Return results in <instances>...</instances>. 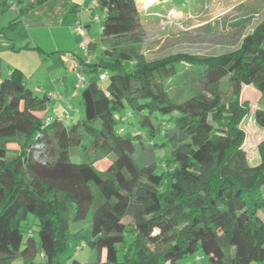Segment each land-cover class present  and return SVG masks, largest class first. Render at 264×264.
<instances>
[{
    "label": "trees",
    "instance_id": "16d2710c",
    "mask_svg": "<svg viewBox=\"0 0 264 264\" xmlns=\"http://www.w3.org/2000/svg\"><path fill=\"white\" fill-rule=\"evenodd\" d=\"M94 1L103 17L89 63L79 60L80 121L47 114V93L18 69L0 72V264L38 252L44 264H80L58 256L83 232L71 223L87 220L75 247L94 251L86 264H264V141L250 166L239 129L252 87L264 131V17L235 50L147 61L136 0Z\"/></svg>",
    "mask_w": 264,
    "mask_h": 264
},
{
    "label": "rangeland",
    "instance_id": "374dc122",
    "mask_svg": "<svg viewBox=\"0 0 264 264\" xmlns=\"http://www.w3.org/2000/svg\"><path fill=\"white\" fill-rule=\"evenodd\" d=\"M32 2L33 0H0V41L4 39L10 40L14 36V31H17V20L20 17V12ZM137 6L141 27L144 32V40L139 46V51L147 61L176 53L208 56L235 50L238 48L242 37L251 32L264 17V0H142L137 2ZM95 14L102 20V12L95 9ZM26 27H28L27 24ZM90 27L91 32L96 33L100 24L92 23ZM35 39L37 40L36 36ZM55 40L54 33L48 39H44V41L50 43V46L43 47L44 55L51 52V48L53 50L56 48ZM78 46L79 44L76 43V47ZM85 52L80 46L73 51L81 59ZM95 52V56H99L97 54L101 52L100 44H98ZM0 53L3 58L1 76L6 79L9 78L10 74L4 75L5 66L9 64L15 66L21 57L12 58L11 56H6L8 52L3 50H0ZM49 56L47 55L44 58L47 60ZM56 56L47 61L45 67L48 68V71L50 66L53 67L50 70H54L55 67L53 65H58L57 61H59L60 56L58 54ZM54 71L49 75H43L39 70L33 77H25L24 82L28 87L40 86L37 82L41 80L44 83L42 88L46 92H50L47 94H53L57 97V99L49 100L50 106H57V109L55 111L50 110L47 114H58L63 117L67 113L71 118L66 122V125L76 124L83 117L82 90H74L77 81L76 75L68 73L66 65L65 67H60L57 73ZM32 79L35 80L33 85L29 83ZM99 83L104 88L108 81L105 80ZM53 85H57L56 88H53ZM32 88L34 95H40ZM224 88L225 83L222 84V89ZM73 91L75 93L74 96L72 95ZM259 98V93L252 87L242 88L240 101L248 104L249 113L239 124V129L244 135L241 150L244 152L245 159L250 166L259 164L257 148L264 141V131L257 125L253 116L256 107L260 104ZM62 103L65 106H61ZM67 103L70 105L69 109H67ZM116 116L118 117L119 115L117 114ZM134 122L135 119L132 118L131 123ZM126 126L128 127V124ZM128 128L131 129V127ZM158 140L160 139L158 138ZM166 155V150L157 152V156L161 160ZM124 223L129 225L130 220L126 219ZM71 226L73 229L82 228L83 232L80 237L71 239L70 244L59 254L58 259L67 260L68 262L76 260L80 264L94 262L95 253L88 246H84L80 250L75 248L89 237L90 221L87 220L82 223L72 222ZM198 257L199 259H196V255L189 256L177 261L176 264H209L205 256L199 255ZM11 264H44V261L38 252L30 260L18 258Z\"/></svg>",
    "mask_w": 264,
    "mask_h": 264
},
{
    "label": "crops",
    "instance_id": "0c3cea01",
    "mask_svg": "<svg viewBox=\"0 0 264 264\" xmlns=\"http://www.w3.org/2000/svg\"><path fill=\"white\" fill-rule=\"evenodd\" d=\"M37 1L39 0H33L27 8L22 9L20 12V17H18L17 20L18 26L16 25L17 31H14V36L11 37L10 40L4 39L3 41H0V50L8 52V54H3H7L6 56H11L12 58L21 57L20 61L15 66H12L7 62L9 65L5 66L4 75H9L12 70L18 69L22 75V82L26 86L28 85L24 82V78L27 76H30V78L33 77L39 72V70L41 71V74L49 75L55 70V68L56 70L54 72L57 73L60 67H65L67 61H79L85 59V54L81 59L73 53V51L79 47H76V43L80 44L81 42V38L74 31L76 22H81L84 25L88 38L91 41H97L101 29V20L95 14V8L92 4L93 0H41L39 3H36ZM138 1L142 0H136V3ZM96 16L98 17V20H95ZM92 23L100 24L99 30L96 33L91 32L90 24ZM26 24L28 27H26ZM53 33L56 38V48L54 50L51 48L50 51H52L44 55L43 47L50 46V43H47L44 39H48ZM35 36L37 37V40L35 39ZM101 48L102 47H100V50ZM56 54L60 56L59 61H57L58 65H53L55 67L54 70H50V68H53L50 66L48 71V68L45 67L47 61L57 57ZM1 55L2 54L0 53V72L2 75L3 58ZM47 55L50 56L46 60L44 57ZM68 73L72 74L73 72L68 71ZM29 83L33 85L35 80L32 79ZM37 83H39L40 86H29V88L33 87L32 89L35 91L39 89L46 92V90L42 88L44 83H42L41 80H38ZM56 86L53 85V88H56ZM73 94L74 91L72 95ZM62 105L65 106L63 103L61 106ZM55 109H57V106L51 107L49 101L47 104V111H55ZM49 115L59 116L58 114L51 113ZM65 115H68L71 118L69 114L65 113Z\"/></svg>",
    "mask_w": 264,
    "mask_h": 264
},
{
    "label": "built area",
    "instance_id": "2783aa9c",
    "mask_svg": "<svg viewBox=\"0 0 264 264\" xmlns=\"http://www.w3.org/2000/svg\"><path fill=\"white\" fill-rule=\"evenodd\" d=\"M93 5H95V1L93 0L92 2ZM95 20H98V17L96 16L95 17ZM74 31L75 33L81 38V42L79 44L80 48H82L83 50L87 51V45L90 43L91 40H89L88 38V34H87V31L84 27V25L81 23V22H76L75 26H74ZM85 59H82V63L84 62V64H88L89 61H90V57L87 56V52H85ZM66 67H67V70L70 71V72H73L75 73L76 75V84H75V91L77 90H83L85 85H86V81H87V78L85 76V74L83 73L82 71V67H81V63L77 60H73V61H67L66 62ZM108 79V75L106 72H102L100 75H99V82H103L105 80ZM37 93H42V90H36ZM75 95V93L73 94V96ZM47 98L49 100L51 99H57V97L53 94H46ZM70 108V105L69 103H67V109ZM130 117V115H127L126 117H123L122 118V121L126 120V118ZM60 119L66 123L67 121L70 120V117L68 115H65L63 117H60Z\"/></svg>",
    "mask_w": 264,
    "mask_h": 264
}]
</instances>
